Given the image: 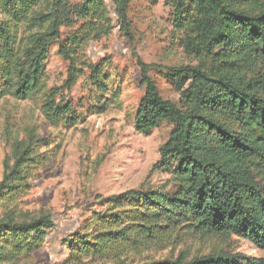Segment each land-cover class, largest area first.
<instances>
[{
	"label": "trees",
	"instance_id": "trees-1",
	"mask_svg": "<svg viewBox=\"0 0 264 264\" xmlns=\"http://www.w3.org/2000/svg\"><path fill=\"white\" fill-rule=\"evenodd\" d=\"M105 1L84 0L75 7L71 0H0L10 14L8 20H0V99L40 97L51 121L65 120L70 105L59 100V90L47 85L50 47L59 43L64 26L76 17L90 16ZM110 1L122 34L134 42L129 0ZM165 1L183 32V48L198 64L166 67L137 58L144 91L134 126L150 134L163 124L171 125L160 155L163 168L173 175V189L131 190L111 200L93 234L67 240L71 264H82L84 256L116 253L120 243L155 240L177 227L200 235L235 236L264 253V0ZM21 25L28 30L23 44ZM66 43L59 44L60 53L71 61ZM76 72L70 66L69 89ZM152 73L173 86L178 103L162 95ZM31 141L28 146L16 141L14 164L5 163L0 182L4 199L26 187L29 170L39 160L40 147L36 139ZM55 227L49 215L27 223L5 217L0 220V243L13 240L18 251L34 253ZM4 257L0 248V261ZM141 264H264V258L220 251L189 259L181 253Z\"/></svg>",
	"mask_w": 264,
	"mask_h": 264
},
{
	"label": "rangeland",
	"instance_id": "rangeland-1",
	"mask_svg": "<svg viewBox=\"0 0 264 264\" xmlns=\"http://www.w3.org/2000/svg\"><path fill=\"white\" fill-rule=\"evenodd\" d=\"M71 2L76 7L84 0ZM92 12L64 26L59 43L50 47L47 85L59 90V100L70 105L65 120L51 121L40 97L0 99V182L5 163L14 164L16 141L28 146L36 139L40 147L39 160L24 181L26 187L10 198L0 195V220L6 217L27 223L49 215L56 224L34 253L18 251L13 240L0 243L2 256L6 255L0 264H71L67 240L93 234L100 213L111 200L131 190L173 189V175L163 168L160 155L171 125L163 124L150 134L140 133L134 126L144 91L137 58L166 67L195 65L198 59L183 48V32L176 27L171 5L165 0H129L132 43L122 34L110 0ZM9 16L0 6V20ZM27 35V28L21 25L20 44ZM62 42L69 44L71 61L60 53ZM70 66L77 71L71 89L67 86ZM152 75L158 79L162 95L178 103L179 93L173 86L164 84L159 73ZM140 240L138 245L120 243L114 248L116 253L103 257H80L81 263L141 264L177 258L181 253L189 259L220 251L264 258L246 240L200 235L181 227L164 231L155 240Z\"/></svg>",
	"mask_w": 264,
	"mask_h": 264
}]
</instances>
